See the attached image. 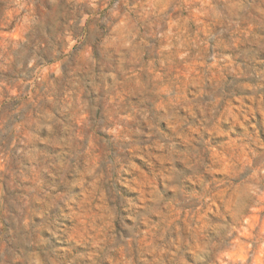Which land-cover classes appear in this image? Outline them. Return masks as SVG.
Masks as SVG:
<instances>
[{
  "label": "clouds",
  "instance_id": "obj_1",
  "mask_svg": "<svg viewBox=\"0 0 264 264\" xmlns=\"http://www.w3.org/2000/svg\"><path fill=\"white\" fill-rule=\"evenodd\" d=\"M0 264H264V0H0Z\"/></svg>",
  "mask_w": 264,
  "mask_h": 264
}]
</instances>
